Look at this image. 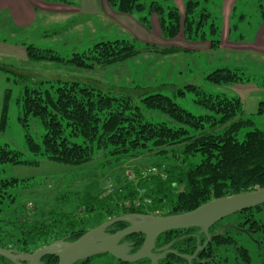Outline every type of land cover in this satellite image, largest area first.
Instances as JSON below:
<instances>
[{"label": "trees", "instance_id": "trees-1", "mask_svg": "<svg viewBox=\"0 0 264 264\" xmlns=\"http://www.w3.org/2000/svg\"><path fill=\"white\" fill-rule=\"evenodd\" d=\"M43 1L76 6L74 0ZM105 1L119 14L155 15L160 33L166 39L182 34L187 40H205L204 29L208 27L209 35L215 38L210 41L211 48L219 44L216 39L218 27L210 12L201 7L206 0H184L183 14L175 7L165 6L170 0L148 3L143 0ZM261 15L264 18V11ZM139 21L148 25L147 17H140ZM53 33L56 34V30ZM86 43H89L86 49L74 47L76 50L69 58L50 48L33 45L26 46L25 56L30 63H52L89 71L106 69L140 53L167 55L181 52L178 47L140 46L124 39L95 37ZM0 72L9 75L7 78H11L17 87L18 121L25 131L26 142L25 153L0 146V165L39 167L46 161L75 168L91 164L97 153L114 161L155 154L159 162L152 167L160 171L158 175L149 176L138 172L134 180L126 181L123 187L104 195L85 193L71 213L54 209L39 211L34 205L30 211L24 205L17 208L14 192L20 186H27L30 179L0 180V248L15 255L31 254L57 240L71 243L90 229L126 214L150 215L158 211L163 216L178 215L217 198L264 188V133L254 129L246 132L241 141L237 139L242 130L254 126L251 119L243 117L238 98L206 94L191 84L182 87L173 84L160 87L106 84L97 89L70 76L44 78L33 76L29 70L15 71L5 65H0ZM205 79L215 85L249 80L240 76L239 68L217 69ZM162 89H170L178 96L193 92L194 102L204 114L195 116L186 111L162 94ZM10 96L11 90H6L0 112V132L7 128ZM143 110L164 115L168 122H150ZM30 120L36 121L44 131L41 143L35 142L27 132ZM63 197L60 200L66 199ZM80 214L85 216L81 218ZM124 225L116 223L109 227ZM233 234L240 233L227 229L219 234L216 245H233L235 255L249 264L247 250L237 246ZM200 239H204L203 234ZM138 244H141L140 240ZM257 245L264 264V240L259 239ZM0 262L13 264L3 257ZM57 262L56 257L48 255L38 264Z\"/></svg>", "mask_w": 264, "mask_h": 264}, {"label": "rangeland", "instance_id": "rangeland-1", "mask_svg": "<svg viewBox=\"0 0 264 264\" xmlns=\"http://www.w3.org/2000/svg\"><path fill=\"white\" fill-rule=\"evenodd\" d=\"M143 1L148 3L151 0ZM74 3L75 7L43 0L24 2L0 0V65L9 66L15 71L29 70L34 73L33 76L39 75L44 78L75 77L97 89H101V85L106 84L124 87L195 85L206 94L224 95L241 101L243 117L251 119L254 126L242 130L237 136L239 141L246 132L254 129L264 133V54L262 53L264 18L261 15L264 11V0L202 2L201 7H205L210 12L218 27L216 39L219 40V44L214 48H211L210 41L215 38L209 35L208 27L204 29L207 34L205 40H187L182 34L174 39H166L160 33L155 15L119 14L111 9L105 0H74ZM89 4L96 5L97 10L91 8ZM19 5L23 11L18 8ZM31 5L34 7V9L31 7L32 10H30ZM167 5L175 7L180 14H183L184 0H170L165 4ZM228 9L231 10V14L227 12V15H224ZM30 11L31 18L28 19L27 14ZM140 17H147L148 25L142 24L139 21ZM55 30L56 34L53 33ZM95 37L130 40L140 46L153 44L160 48L178 47L181 52L167 55L140 53L130 60L106 69L96 68L89 71L63 68L52 63H30L26 60L25 48L28 45L42 49L50 48L62 57L69 58L76 50L73 49L74 47L86 49L89 45L86 42ZM222 68H239L240 76L249 80L215 85L205 79L209 73ZM7 77L9 75L0 72V112L5 91L11 90L7 128L0 132V146L25 153V131L18 121L19 108L16 104L18 90L11 78ZM160 92L172 98L175 103L193 115L204 114L194 102L196 96L193 92H186L184 96H178L170 89H162ZM143 113L150 122H168L166 116L157 112L143 110ZM27 132L35 142L41 143L44 131L36 121H29ZM156 162H159V159L155 154L114 161L108 160L102 153H97L91 164L75 168L46 161L41 162L39 167L0 165V180L30 179L26 182L27 186H20L14 192L17 197L15 204L17 208L24 205L26 210L30 211L34 205L39 211L54 209L57 212L71 213L83 194L104 195L112 189L121 188L126 181L134 180L136 173L144 171ZM257 189L260 188L251 191ZM61 197L66 199L60 200ZM80 215L81 218L85 216ZM243 215L264 225V205L261 209H250ZM237 217L233 215L224 222H235L236 219L238 220ZM143 221L142 219L138 222ZM233 236L237 246L247 250L250 257L249 264H263L256 243V240H264L262 230L254 234L255 240L245 235L233 234ZM220 248V260L223 263L245 264L235 255L236 250L233 245ZM88 264H114V262L107 254H102L93 257Z\"/></svg>", "mask_w": 264, "mask_h": 264}, {"label": "water", "instance_id": "water-1", "mask_svg": "<svg viewBox=\"0 0 264 264\" xmlns=\"http://www.w3.org/2000/svg\"><path fill=\"white\" fill-rule=\"evenodd\" d=\"M261 205H264V188L230 197L217 198L192 211L178 215L163 217L124 215L116 217L91 229L71 243L57 240L25 255H15L11 251L0 248V257L13 264H38L41 258L49 255L58 259L57 264H74L96 255L108 254L124 263H134L148 258L154 264L156 259L153 257L152 248L155 239L160 234L197 226L206 230L229 216ZM142 219L143 222H138ZM121 222L129 223V226L112 235L105 234V230L109 226ZM220 232L221 230L214 236H218ZM130 235L144 236L139 250L131 255L117 245L119 240Z\"/></svg>", "mask_w": 264, "mask_h": 264}, {"label": "flooded vegetation", "instance_id": "flooded-vegetation-1", "mask_svg": "<svg viewBox=\"0 0 264 264\" xmlns=\"http://www.w3.org/2000/svg\"><path fill=\"white\" fill-rule=\"evenodd\" d=\"M258 207H262V205ZM252 209L261 208L255 207ZM248 211L249 210L243 211L238 214H245ZM243 214H235L238 216V220L236 219L235 222H224V220H227L231 217L229 216L222 221L210 226L206 230L201 226H197L201 227L200 231L192 230L193 228H189L168 231L160 234L155 239L154 246L152 248L153 257H155L156 259V262H154V264H219V262L220 264H225L220 260L221 255L219 254V251L221 252V246L216 245L215 239L217 238V236H214L215 234H217L220 230V234H223L227 229H231L235 232L240 233L239 235H245L249 239H253V236L257 231L262 230L264 232V228H262L264 226L263 224H259L253 218L251 219L249 216ZM121 223L125 225L121 228H118L116 226L109 227L105 230V234L112 235L129 226V223ZM231 226L235 227L236 229ZM202 234L204 235L203 240L200 239V236ZM138 240L141 241L140 245L138 244ZM143 240L144 236L142 235H130L119 240L117 245L128 251V254L131 255L139 250L143 243ZM256 243H259V240H256ZM108 256L113 259L114 264H152L151 260L148 258L134 263H124L117 260L111 255ZM92 258L93 257L77 262H81L80 264H88L92 260Z\"/></svg>", "mask_w": 264, "mask_h": 264}, {"label": "built area", "instance_id": "built-area-1", "mask_svg": "<svg viewBox=\"0 0 264 264\" xmlns=\"http://www.w3.org/2000/svg\"><path fill=\"white\" fill-rule=\"evenodd\" d=\"M159 173H160V171L156 167H150V168L144 169V171L140 172V174L142 176L158 175ZM158 215H159L158 212L153 214V216H158Z\"/></svg>", "mask_w": 264, "mask_h": 264}, {"label": "crops", "instance_id": "crops-1", "mask_svg": "<svg viewBox=\"0 0 264 264\" xmlns=\"http://www.w3.org/2000/svg\"><path fill=\"white\" fill-rule=\"evenodd\" d=\"M19 1H21V0H19ZM22 1L24 2L25 0H22ZM31 1H34V0H31ZM89 1H91V0H89ZM20 3H21V2H20ZM21 4H22V3H21ZM40 5H41V4H40ZM89 5H90L91 8H93L94 10H97L96 5H94V4H89ZM31 7H32V5L30 6V10H32ZM13 8L16 9L15 6H13ZM18 8H20V9L23 11L21 5H19ZM32 8L34 9V7H32ZM227 12H228L229 14H231V10L228 9V10H226V11L224 12V15H227ZM27 18H28V19L31 18V11L27 14ZM118 20H125V19H118ZM151 45H153V44H151ZM155 46H156V45H155ZM157 47H158V46H157ZM263 50H264V48L262 49V53H263Z\"/></svg>", "mask_w": 264, "mask_h": 264}]
</instances>
